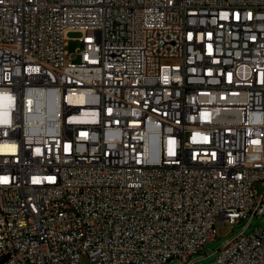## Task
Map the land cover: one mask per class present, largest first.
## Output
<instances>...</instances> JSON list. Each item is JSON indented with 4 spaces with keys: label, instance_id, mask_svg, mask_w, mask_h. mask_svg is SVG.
<instances>
[{
    "label": "built area",
    "instance_id": "built-area-1",
    "mask_svg": "<svg viewBox=\"0 0 264 264\" xmlns=\"http://www.w3.org/2000/svg\"><path fill=\"white\" fill-rule=\"evenodd\" d=\"M263 213L264 0H0V264H264Z\"/></svg>",
    "mask_w": 264,
    "mask_h": 264
},
{
    "label": "rangeland",
    "instance_id": "rangeland-1",
    "mask_svg": "<svg viewBox=\"0 0 264 264\" xmlns=\"http://www.w3.org/2000/svg\"><path fill=\"white\" fill-rule=\"evenodd\" d=\"M79 34L75 32H70L68 34L69 39L67 42L66 50L68 52H74L75 49L79 46V42L75 39ZM253 189L258 193L263 191V186L260 182H255L253 184ZM248 218L240 219L234 223L226 222L221 224L220 221L216 224V236H212L207 240L203 246V250L190 256L191 260H194L193 264H210L212 263L217 254L218 249L221 244L231 236L235 235L241 231L244 225L247 223ZM254 228L264 229V213L262 215H256L251 218L248 227L244 230L245 233L251 232ZM83 263H87V259L84 258ZM169 264H179L177 259H173Z\"/></svg>",
    "mask_w": 264,
    "mask_h": 264
}]
</instances>
